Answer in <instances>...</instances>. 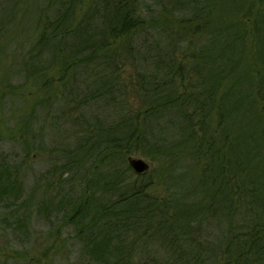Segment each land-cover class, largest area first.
Segmentation results:
<instances>
[{"label": "trees", "instance_id": "16d2710c", "mask_svg": "<svg viewBox=\"0 0 264 264\" xmlns=\"http://www.w3.org/2000/svg\"><path fill=\"white\" fill-rule=\"evenodd\" d=\"M250 1L172 0L184 63L160 44L167 23L136 55L135 36L153 26L136 0L80 12L83 0H37L25 32V12L17 20L15 0H0V120L24 96L23 80L43 92L0 140L18 137L29 155L40 145L37 111L78 112L73 140L26 196L20 162L0 155V202L16 225L27 228L36 211L56 239L68 229L85 264H264V0ZM244 51L258 61L243 72L249 90L229 104L228 76ZM130 60L140 68L135 108L122 76ZM245 122L254 129L247 139L237 132ZM135 152L156 162V181L130 167Z\"/></svg>", "mask_w": 264, "mask_h": 264}, {"label": "rangeland", "instance_id": "374dc122", "mask_svg": "<svg viewBox=\"0 0 264 264\" xmlns=\"http://www.w3.org/2000/svg\"><path fill=\"white\" fill-rule=\"evenodd\" d=\"M254 1L255 0H251L250 2ZM97 2L98 0H83V8L80 7L78 12L87 8L88 4H96ZM36 5L37 0H15V5L13 6L14 11L16 12L15 18L17 20L22 18L25 12L24 20L19 24L24 27L23 32L28 29L26 24L33 21L32 16L35 14ZM136 6L146 19L153 21V26L149 29L148 34L140 33L135 36L133 43L136 55L143 54L145 48L150 46L154 37L162 36L156 32L160 30V27L167 23L170 35H167L165 38L162 37L160 39V44L163 47H166L165 45H167V47L174 48L176 50V52L174 50V54L175 57H177V60L186 63L187 59L182 50L183 46H185L186 40L183 41L181 37V42L178 43L179 39H176V36L172 35L174 32L178 34L180 33L179 31H182L176 21L179 13L172 10V0H136ZM245 10L247 12L248 8L246 7ZM29 16H31V19ZM247 20L248 23H251L250 19ZM25 22L27 23L24 25L23 23ZM181 34H183V31ZM172 37L174 38V41H171ZM22 38L23 36L18 35L12 38V42L15 43L19 40V43L22 41L20 40ZM153 41L156 42V40ZM172 42H174V44ZM249 43L248 46L251 47V44ZM22 47L19 46L20 51ZM244 52L246 53V51ZM1 58L4 59L3 61H8L12 56L2 54ZM255 61L258 60L255 58L253 60L252 58H249L248 55H243V58H241L238 63H234V65H237L233 72L228 76L229 85L232 87L229 94V104L233 100L232 96L236 95L238 92H246L249 90L248 80L244 79L243 74L249 71V63L254 64ZM189 63L190 61L187 64L189 65ZM138 69L140 68L137 66V63L131 60L122 67L123 80L125 81V84L128 85L127 89L129 94L133 97L132 101L135 103H133L134 108L138 106V100L134 94L133 84L136 80ZM18 83L21 84L20 82H16V84ZM22 84L26 86L23 91L25 94L23 97H16L13 100L8 101L4 108L3 119L0 120V129L7 130L8 126L15 125V120L22 119L24 113L30 112L34 97L39 98L43 95V92H39L37 89L38 87L31 85L29 81L26 82V80H23ZM261 104H264V99ZM72 110L73 109L68 104L67 108L65 105L52 104L48 111H43L42 109L37 111L38 117L36 126L41 125V127H39L41 129L39 134L40 137H38L40 145L39 148L35 145L29 155H26L23 152L22 145L18 142L20 140L18 137L16 140H13L4 135L2 140H0V155L7 160L12 161L14 164L20 162L21 172L25 173L23 197L27 195V192H29L34 182L44 183L48 180L53 160L59 156L61 148L67 147L73 140L76 130V124L73 121V118L74 116H77L78 112L72 113ZM89 113L91 112L87 111V116H90ZM93 113V117H96L95 112ZM247 120L248 118H246V122ZM246 122L237 129V132H241L245 139H247V134L254 130L253 126L247 125ZM259 128L260 127L256 128L257 132H259ZM13 132L16 133V135L18 133L16 129L13 130ZM249 140H252L251 137H248V141ZM130 155L145 159L149 163V169L146 172H151L152 178L155 181L157 180V177L155 176L156 162L138 152L131 153ZM57 177H59L58 174H56L55 178ZM183 185L186 187L189 184L184 183ZM155 191L160 196L166 194L162 186H157ZM17 218L18 217L12 214L11 211L8 212L4 202H0V264H21L26 261H33L32 264H85L84 258L79 256V243L73 238L68 229L63 231L60 239H56L57 237L55 238L51 235L50 229L52 228H50L49 222L42 216H39L36 211L30 213L29 223L25 229L16 225ZM205 230L212 238L220 236L216 228ZM36 258L37 261H35Z\"/></svg>", "mask_w": 264, "mask_h": 264}, {"label": "water", "instance_id": "95a60500", "mask_svg": "<svg viewBox=\"0 0 264 264\" xmlns=\"http://www.w3.org/2000/svg\"><path fill=\"white\" fill-rule=\"evenodd\" d=\"M128 163L136 173H144L149 169V163L141 157L129 155Z\"/></svg>", "mask_w": 264, "mask_h": 264}]
</instances>
